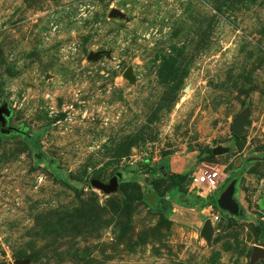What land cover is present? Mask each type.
I'll return each instance as SVG.
<instances>
[{
    "label": "rangeland",
    "instance_id": "obj_1",
    "mask_svg": "<svg viewBox=\"0 0 264 264\" xmlns=\"http://www.w3.org/2000/svg\"><path fill=\"white\" fill-rule=\"evenodd\" d=\"M4 103L0 264H264V0H0Z\"/></svg>",
    "mask_w": 264,
    "mask_h": 264
},
{
    "label": "water",
    "instance_id": "obj_2",
    "mask_svg": "<svg viewBox=\"0 0 264 264\" xmlns=\"http://www.w3.org/2000/svg\"><path fill=\"white\" fill-rule=\"evenodd\" d=\"M101 55L102 53H90L88 59L95 60V59H98ZM125 75L129 79L134 80L132 69H129ZM11 114H12V111L9 109L8 104L4 103L0 107V130L4 134H10L12 132H20L18 128H14L8 125L7 119L8 117L11 116ZM244 123H245V120L242 118L238 119L235 122L233 132L236 136L241 135L243 131ZM215 153H220V151L215 150ZM237 181H238L237 177H235L234 179H231L229 183H227L223 187L222 191L219 193L218 198H217L219 207L234 215L238 214V210H239V207L234 200V193H235V187H236ZM92 184L95 187L100 188L107 193L114 191L118 185L116 179L112 180L109 185H104L97 180L92 181ZM147 198L151 205L156 204V199H157L156 194H152L150 197H147ZM213 233H214V227H213L212 221L208 219L204 223V226L201 230V236H203L208 242H211ZM263 255H264V248L256 247L254 251V258L256 259L257 257L263 256Z\"/></svg>",
    "mask_w": 264,
    "mask_h": 264
},
{
    "label": "built area",
    "instance_id": "obj_3",
    "mask_svg": "<svg viewBox=\"0 0 264 264\" xmlns=\"http://www.w3.org/2000/svg\"><path fill=\"white\" fill-rule=\"evenodd\" d=\"M196 181L199 184L207 185L211 192H219L223 187L222 181L220 180V174L217 171H206L203 173V176L197 177ZM219 217H216L218 220Z\"/></svg>",
    "mask_w": 264,
    "mask_h": 264
},
{
    "label": "crops",
    "instance_id": "obj_4",
    "mask_svg": "<svg viewBox=\"0 0 264 264\" xmlns=\"http://www.w3.org/2000/svg\"><path fill=\"white\" fill-rule=\"evenodd\" d=\"M222 184H223V186H225L226 184H225V181H222ZM223 189V188H222ZM199 194V195H198ZM198 194H194L196 197H203L204 195H207V192L206 191H203V192H199ZM208 194H210V193H208ZM211 194H214V196H217L216 194H217V192H215V193H211ZM193 195V196H194ZM192 199H193V197H192ZM199 206V205H198ZM201 207V206H200ZM204 208H210V207H204ZM211 209V208H210Z\"/></svg>",
    "mask_w": 264,
    "mask_h": 264
},
{
    "label": "bare ground",
    "instance_id": "obj_5",
    "mask_svg": "<svg viewBox=\"0 0 264 264\" xmlns=\"http://www.w3.org/2000/svg\"><path fill=\"white\" fill-rule=\"evenodd\" d=\"M216 218H214V220H215ZM214 222H212V224H213Z\"/></svg>",
    "mask_w": 264,
    "mask_h": 264
},
{
    "label": "trees",
    "instance_id": "obj_6",
    "mask_svg": "<svg viewBox=\"0 0 264 264\" xmlns=\"http://www.w3.org/2000/svg\"><path fill=\"white\" fill-rule=\"evenodd\" d=\"M201 207H203V208H204L205 206H201Z\"/></svg>",
    "mask_w": 264,
    "mask_h": 264
}]
</instances>
